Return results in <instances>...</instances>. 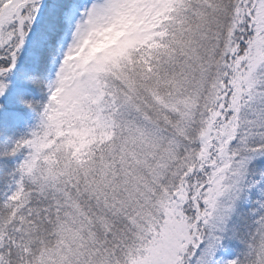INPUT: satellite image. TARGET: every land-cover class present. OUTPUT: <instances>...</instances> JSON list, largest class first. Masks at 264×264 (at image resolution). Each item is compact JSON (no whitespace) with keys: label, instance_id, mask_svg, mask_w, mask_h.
<instances>
[{"label":"snow or ice","instance_id":"6c2138e0","mask_svg":"<svg viewBox=\"0 0 264 264\" xmlns=\"http://www.w3.org/2000/svg\"><path fill=\"white\" fill-rule=\"evenodd\" d=\"M0 264H264V0H0Z\"/></svg>","mask_w":264,"mask_h":264},{"label":"trees","instance_id":"16d2710c","mask_svg":"<svg viewBox=\"0 0 264 264\" xmlns=\"http://www.w3.org/2000/svg\"><path fill=\"white\" fill-rule=\"evenodd\" d=\"M25 155L26 153L17 154L14 157L0 155V198L5 192H10L14 188L15 185L11 183L10 174L13 173L18 162H20V158Z\"/></svg>","mask_w":264,"mask_h":264},{"label":"rangeland","instance_id":"374dc122","mask_svg":"<svg viewBox=\"0 0 264 264\" xmlns=\"http://www.w3.org/2000/svg\"><path fill=\"white\" fill-rule=\"evenodd\" d=\"M23 158H24V156H22V157L20 158V162H22ZM20 162H18V163H20ZM14 187H15V186H14ZM13 189H14V188H13Z\"/></svg>","mask_w":264,"mask_h":264}]
</instances>
